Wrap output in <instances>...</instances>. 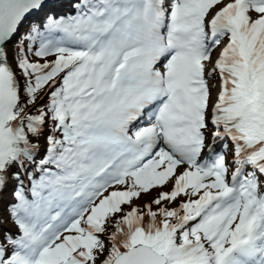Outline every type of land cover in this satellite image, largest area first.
<instances>
[{
  "label": "snow or ice",
  "instance_id": "6c2138e0",
  "mask_svg": "<svg viewBox=\"0 0 264 264\" xmlns=\"http://www.w3.org/2000/svg\"><path fill=\"white\" fill-rule=\"evenodd\" d=\"M0 264H264V0H0Z\"/></svg>",
  "mask_w": 264,
  "mask_h": 264
}]
</instances>
